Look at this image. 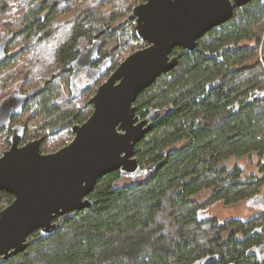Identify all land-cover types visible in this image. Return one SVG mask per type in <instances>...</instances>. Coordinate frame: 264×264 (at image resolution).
Returning <instances> with one entry per match:
<instances>
[{
	"label": "trees",
	"instance_id": "1",
	"mask_svg": "<svg viewBox=\"0 0 264 264\" xmlns=\"http://www.w3.org/2000/svg\"><path fill=\"white\" fill-rule=\"evenodd\" d=\"M75 1L20 0V25L0 31V68L10 64L20 52V47L10 51L18 39H25L22 51L29 42L57 40L51 53L46 51L59 69L46 81L45 90L30 99L24 112L17 115L22 116L30 103L39 98V109L48 114L46 122L58 115L68 120L69 125L64 127L57 128L56 124L50 136L40 128L32 133L27 130L26 139L36 133L43 137L42 145L47 140H57L56 150L72 139V122L82 123L92 105L84 100V106L62 116L57 103L60 91L52 100L55 80L68 76V90L78 99L85 96L91 84L86 82L79 93L80 86L77 83L73 86L76 70L94 75L91 80L94 83L113 64L112 55L103 50L106 38H98L100 29L94 25L93 7H86L95 0H85L86 5L84 0L78 3L67 16L66 39L61 41L56 36L61 12L71 8ZM5 7L0 0V10ZM10 10L11 4L0 12ZM11 33L14 36L7 46L8 54L2 59V40ZM81 39L87 41L83 48ZM94 39L99 40L98 54L102 59L92 60L82 68L74 66L80 55L93 49ZM226 47L228 51L221 52L219 59L206 55ZM183 51L177 46L172 54ZM42 53L45 52L40 51L39 55ZM36 60L39 63L37 55L30 62ZM248 60L254 61L253 66L246 67ZM14 66H10L12 71ZM214 82L219 83L206 95L208 86ZM22 85L15 89L22 90ZM136 104L142 117L153 107H169L135 146L143 168L160 165L155 174L128 186L119 184L122 178L119 171L103 175L89 194L96 204L59 217L60 227L48 238L39 239L34 232L32 244L26 250L0 264H253V259L244 256L250 241L240 242L237 233L243 229L248 234L263 221L230 218L223 224L214 218L199 222L196 216L199 210L207 208L208 200L224 199L227 204H236L254 196L264 186V161L259 163L261 177L244 179L239 166L222 167L232 157H264V0H251L236 8L230 20L199 39L197 50L180 56L174 69L144 89ZM206 190L213 193L200 202L198 197ZM13 199L10 192L0 189V210L7 205L3 203L10 204Z\"/></svg>",
	"mask_w": 264,
	"mask_h": 264
},
{
	"label": "water",
	"instance_id": "2",
	"mask_svg": "<svg viewBox=\"0 0 264 264\" xmlns=\"http://www.w3.org/2000/svg\"><path fill=\"white\" fill-rule=\"evenodd\" d=\"M250 1L143 0L132 8L129 19L135 36L147 45L127 56L99 86L89 101L93 105L89 118L82 123L71 121L73 140L44 153L43 137L23 142L26 125L12 127L10 147L0 156V189L14 196L0 210V263L26 250L35 230L41 232L39 239L48 238L60 227L56 221L59 216L96 204L89 194L103 175L119 171L121 177L136 180L155 174L160 165L143 168L135 146L165 116L168 107L151 108L142 117L136 104L138 96L159 76L174 69L180 56L197 50L204 34L230 20L237 7ZM13 36L11 33L3 39L4 49ZM98 42L89 51L95 60ZM177 46L184 51L172 55ZM228 48L209 55L216 57ZM88 62H82L80 55L73 65L82 68ZM45 88L43 84L28 92L14 89L0 104V131ZM206 217L203 210L196 216L199 222ZM261 230L263 227L256 228L254 234Z\"/></svg>",
	"mask_w": 264,
	"mask_h": 264
},
{
	"label": "rangeland",
	"instance_id": "3",
	"mask_svg": "<svg viewBox=\"0 0 264 264\" xmlns=\"http://www.w3.org/2000/svg\"><path fill=\"white\" fill-rule=\"evenodd\" d=\"M5 1L6 0H3V4L7 5V7L5 8H8V5L11 4V10L9 13L8 12L6 13L5 11L0 12V31L9 28L16 29V27L20 25V22L18 23V18H20V13H21V5L19 4L20 0H7L8 4H6ZM81 1L83 0H76L71 8L64 9L61 12V16L59 17L61 19V23L59 25L60 29L58 28L56 33V36H59V39L61 41L66 39V33L69 27L67 24V16L70 14V12H72L73 9H75L76 5ZM141 2H143V0H95L93 4H90L91 6H87L84 0V5H86V7H93V11L95 13L94 25H96L100 29L99 32H97V34L100 35L98 38L101 39L103 37L106 38V44H105L106 46L103 50L108 51L107 52L108 55H112L113 64L110 68L104 69L94 83H91V80H93L91 79V76L85 75L87 77V79H85V82L91 84L90 89L85 94V96L83 97L81 96L78 99L73 98L71 91L68 90V85H67L68 76L63 75L62 77L55 80L54 83L56 84V93L52 94V100L56 99V97L58 96V91H60L59 94L61 95V98L59 99V101H57V103L59 104V106H61L62 116L71 113L72 111L75 110V108L79 109L80 107L84 106V100H87L89 102L90 99L97 92L99 86L102 85L106 80H108L111 74L126 59L127 56L147 45L146 42L139 40L135 36V27L133 21L129 20V18L127 19V17H129L132 11V8L140 4ZM59 18L56 20V24H58ZM114 32H115L114 37H110L108 35ZM104 33H107V35H105ZM96 40L97 39H94V41ZM24 41L25 39L23 38L18 39L11 46L10 51H14L12 49L19 50L20 47V52H18L16 54V57L10 61V64H7L6 66L0 68L2 70L0 71V77L2 79L6 78L5 81L0 80V92L10 89L7 93L0 94V104L13 91V89H15L16 86L18 87L19 85L23 84L21 86L22 90L20 88H16V89H20L22 92H26V91L28 92L35 87L38 88L37 86L40 87L43 84H45L46 81L50 79L52 74L59 69L57 66L53 65L52 61H50L51 56L50 54L47 53V51H50L51 53L53 47L58 44L57 40L55 41L56 43L50 42L51 40L49 39H45L41 41L42 42L41 44H38L36 41L31 43L29 42L24 46V51H22V47H23L22 43ZM86 42L87 41L85 39H81L80 48L85 47L87 45ZM235 48L236 47L233 46V49ZM46 49L48 50L46 51ZM262 49L263 47H261V51ZM40 51L45 53L39 55ZM209 54L210 53L208 52L206 55L212 58H217V59L221 58L220 53L216 57L210 56ZM36 55L39 57V63H37V60L31 63L30 61H33ZM92 58L93 60H95V57H93L91 53L89 54L84 53L81 55L82 62L85 61L88 62ZM101 59L102 58L99 57L98 54L97 62H99ZM11 64H15L14 66L15 69H13V71L10 68ZM253 64H254L253 60L251 61L248 60L245 63L246 67L253 66ZM74 66H76V64ZM98 70L99 68L97 69V71ZM215 83L216 82L212 83L213 86L212 88L216 87ZM218 83L219 82H217V84ZM88 104L92 105L90 102ZM40 105H41V99L39 98L34 99L30 103L29 108L26 109L25 113L22 116L16 117L13 120V123H18V122L25 123L26 128L30 129V133H32V131L38 128L43 129L42 132L49 134V136L52 135L51 134L52 130L56 124H58L57 128H60V126L64 127L66 125H69L68 120H62L63 118H60V115H58V118H56L55 120H51V122H46V118L48 114L45 110L39 109ZM92 111H93V105L90 108L89 112H86L88 115L84 121H86L89 118V116L92 114ZM44 121L45 123H43ZM56 121H58V123H56ZM59 122L60 124L61 123L62 124L60 125ZM33 134L37 138L41 137V136H37L36 133ZM57 136H59V134ZM9 137H10V131L8 130L0 131V156H2L4 152L8 150L10 147V143L8 141ZM73 137L74 135L72 136L71 140H73ZM71 140L68 141L70 142ZM55 142H57V140L56 141L47 140L46 144L42 145V151L44 153H50L56 151L57 146H55ZM262 161H264V157L261 158L258 155H253L252 157L251 156L232 157L229 160L225 161L222 164V167L229 169L235 166H239L243 170L242 178L244 179L253 175L261 177L263 175L260 172L259 163ZM143 179L144 177H138L136 180L132 178L122 177L119 181V184L122 186H128L135 183V181L136 182L143 181ZM212 193L213 190H206L203 192V194L200 197H198V199L200 200V202H204L211 197ZM208 202L209 203H206L207 205L205 206L207 207L209 214L213 216L214 219L218 220L220 223L223 224L227 219L230 218H238V217L248 218L251 216L252 210L254 209L253 205L248 204V202H243L242 205L238 203L227 204L224 199H217L216 201L208 200ZM3 204L4 206L6 204L8 205V203H3ZM59 217H63V216H59ZM204 221H208V220H203L202 222Z\"/></svg>",
	"mask_w": 264,
	"mask_h": 264
},
{
	"label": "flooded vegetation",
	"instance_id": "4",
	"mask_svg": "<svg viewBox=\"0 0 264 264\" xmlns=\"http://www.w3.org/2000/svg\"><path fill=\"white\" fill-rule=\"evenodd\" d=\"M7 54H8L7 48L4 49V47H3L2 59H4V56L7 55ZM10 54H13V53H9V55ZM172 55H174V54H172ZM76 71L78 73L74 74L75 75L74 78L76 80V83L80 86L79 87V93H81L85 89V87L83 88L82 85L86 84L85 79H87V77L85 76V72L84 71L83 72L82 71H78V70H76ZM215 85H218V84L215 83ZM209 86H211L210 88L213 87L212 85H209ZM206 93L208 94L209 92H206ZM153 108H155V107H153ZM158 109H163V108H158ZM16 117H17V115L13 117L12 123H11V125L9 127L3 129V131L5 129L10 131V136L12 134V127L13 126H15L16 124H20V123L25 124L23 122L13 123V120ZM27 130H26V135H27ZM26 135H25V139H26ZM25 139H24L23 142H27V141H29L31 139H37V137H35L34 134H31L28 137V139H26V140ZM8 141H9V139H8ZM243 202H248V204H252L254 209L252 210V214H251L250 217H248V218H240V217H238V219H240L242 221H247V220H250V219H259V220L263 221V223L261 225L254 226L253 229L248 234L243 229L240 230L237 233V238H238V240L240 242H244L245 240L250 241V242H248V244H247V246L245 247V250H244L246 252V254H244V256L246 258L248 257V258L253 259V261H254L253 264H264V186L254 196H252L250 198L243 199L240 202H238V204L242 205ZM203 213L207 214L206 219L210 218V220H212L214 218L213 216H211L209 214L207 208L203 209ZM56 221H58V219ZM258 227H263V230H261L259 232H256L254 234V230L256 228H258ZM34 232L39 234L38 235L39 237L41 236V232L39 230H35ZM31 235L29 236V239L31 238ZM227 235H228V233H226L225 236H227ZM255 236H258L255 240L246 239V237H255Z\"/></svg>",
	"mask_w": 264,
	"mask_h": 264
},
{
	"label": "built area",
	"instance_id": "5",
	"mask_svg": "<svg viewBox=\"0 0 264 264\" xmlns=\"http://www.w3.org/2000/svg\"><path fill=\"white\" fill-rule=\"evenodd\" d=\"M67 142H69V141H67Z\"/></svg>",
	"mask_w": 264,
	"mask_h": 264
}]
</instances>
